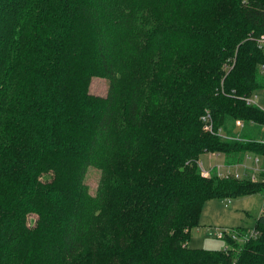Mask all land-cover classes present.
I'll return each mask as SVG.
<instances>
[{"label": "trees", "instance_id": "1", "mask_svg": "<svg viewBox=\"0 0 264 264\" xmlns=\"http://www.w3.org/2000/svg\"><path fill=\"white\" fill-rule=\"evenodd\" d=\"M261 34L264 0H0V264H264L263 216L230 249L188 245L206 201L264 192L197 163L264 155L218 134L264 126L221 92L264 90Z\"/></svg>", "mask_w": 264, "mask_h": 264}, {"label": "rangeland", "instance_id": "2", "mask_svg": "<svg viewBox=\"0 0 264 264\" xmlns=\"http://www.w3.org/2000/svg\"><path fill=\"white\" fill-rule=\"evenodd\" d=\"M264 72V68H261ZM227 72L228 70L225 69ZM109 80L107 78H102L98 76H94L91 79L90 83V92L106 96L109 90ZM264 93V90H262ZM251 125V126H249ZM227 128L223 130L221 129L220 136L222 139L228 140L231 135H240L241 138H250V139H260L264 136V126L254 125L251 123H246L242 126H236L234 120H229L227 123ZM242 127V128H240ZM250 128V129H249ZM249 129V131H248ZM231 134V135H229ZM223 135L227 136L225 138ZM239 137H233V139L242 141ZM248 160H252L255 163L256 156H252L250 152L246 154ZM213 157V156H212ZM201 158L204 162V165L208 167L207 162L208 159L206 156L201 155ZM216 160V157H213ZM222 164L223 163H219ZM225 170V169H224ZM248 170V169H247ZM215 171V168H214ZM253 171V170H252ZM101 171L96 167H90L87 174L85 182L89 187V191L94 194L96 188L99 184L101 178ZM255 175L256 179L261 177L258 173L253 171L248 174H242L241 177H252ZM262 204V192L256 194L244 195L242 197L237 198H229V199H220L214 198L205 202L203 206V210L200 216V224L199 226L193 228L191 230L192 238L189 241L188 245L194 248H210V249H224L226 248V242L224 238H220L215 235L214 228L215 227H232L235 230L236 228H240V234L244 235L245 230L248 227H252L255 222L260 206ZM35 216V215H34ZM33 215L30 217L34 218ZM243 228V230L241 229ZM238 243H242L241 240H237Z\"/></svg>", "mask_w": 264, "mask_h": 264}, {"label": "built area", "instance_id": "3", "mask_svg": "<svg viewBox=\"0 0 264 264\" xmlns=\"http://www.w3.org/2000/svg\"><path fill=\"white\" fill-rule=\"evenodd\" d=\"M257 40V45L258 47L264 51V34H261L259 37L256 38ZM230 62V60L228 61ZM226 63L224 65V69L226 70H230L233 66V63L232 64H229V63ZM221 92L223 94H227V95H230L232 97H236V98H239V99H244L248 104H253V105H258L261 109L264 110V93L262 90H256L255 92H253L252 94L250 95H241V96H238L236 95L235 93V90L233 89L231 93H227L225 92L223 89L221 90ZM202 121H203V128L205 131L207 132H214L215 131V127L213 125V117H212V114L211 112H209V110H206L204 112V114L202 115ZM236 126H242L245 125L246 123L244 122V120L242 119H235L234 120ZM252 124H254L253 122H250ZM240 127V128H242ZM223 130V128H221ZM221 129L218 131V134L220 135L221 133ZM225 138H227V136L223 135ZM233 137H240V135H235V136H230L228 138H231L233 139ZM243 140V138H241ZM261 141L264 142V138H260ZM208 153V157H210L211 159L213 158L212 156L216 155L218 152H207ZM216 153V154H215ZM253 155H256V154H253ZM259 160V156H256L255 158V161L257 162ZM198 166H199V169H200V172L204 175V176H211L212 174L216 173L217 175L221 176V177H229V176H235L237 178H242L241 177V174L239 172H234V171H231L230 169L229 170H224L225 166L224 164H219V163H215L212 165L211 168H208L204 165V162L202 160V158L200 157V159L198 160ZM213 168H215V171L213 170ZM211 170H213L214 173L211 172ZM264 175H262L263 177ZM252 179H255V175H252V177H250ZM260 178V177H259ZM264 179V177H263ZM261 216L264 217V192L262 193V204L260 206V210H259V213H258V217L257 218H260ZM256 218V219H257ZM245 234L242 235L240 234V232L236 231L234 228L230 227H215L214 228V233L216 236L220 237V238H225V237H233L234 239L236 240H241L242 243H245L246 240H248L249 238H255L259 235V231H257L253 225L252 227H248L247 230H245ZM231 247H229L227 244H226V250L227 249H230Z\"/></svg>", "mask_w": 264, "mask_h": 264}, {"label": "crops", "instance_id": "4", "mask_svg": "<svg viewBox=\"0 0 264 264\" xmlns=\"http://www.w3.org/2000/svg\"><path fill=\"white\" fill-rule=\"evenodd\" d=\"M249 126H251V125H249ZM249 129H248V131H249ZM229 135H231V134H229ZM246 154L247 153H243V154L237 156L238 157L237 158V157H229V156L226 157L223 153L218 152L216 155L213 156V157H216V160H214V158L211 159L210 157H208V153H204L203 156H206V158L208 159V162H207L208 168H211L212 165L215 163H223L225 166L224 167L225 170L230 169L231 171L239 172L240 174L242 173L243 175L248 174V171L250 173H253V171H255L260 176L264 175V155L263 154L253 155V153H251L252 156H259V160L257 162L255 161V163H253L252 160H248L246 158V157H248V156H246ZM213 170H214V168H213ZM213 170H211L212 173H214ZM244 177H242V178H244ZM256 216L258 217V215H256Z\"/></svg>", "mask_w": 264, "mask_h": 264}]
</instances>
